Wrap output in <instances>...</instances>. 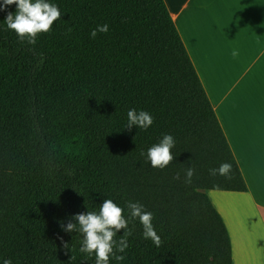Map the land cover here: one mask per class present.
<instances>
[{
  "label": "trees",
  "instance_id": "obj_1",
  "mask_svg": "<svg viewBox=\"0 0 264 264\" xmlns=\"http://www.w3.org/2000/svg\"><path fill=\"white\" fill-rule=\"evenodd\" d=\"M209 191L249 188L165 0H0V264H233Z\"/></svg>",
  "mask_w": 264,
  "mask_h": 264
},
{
  "label": "crops",
  "instance_id": "obj_2",
  "mask_svg": "<svg viewBox=\"0 0 264 264\" xmlns=\"http://www.w3.org/2000/svg\"><path fill=\"white\" fill-rule=\"evenodd\" d=\"M247 182L209 191L233 264H264V0H165Z\"/></svg>",
  "mask_w": 264,
  "mask_h": 264
}]
</instances>
